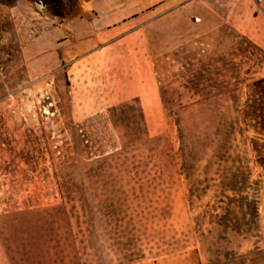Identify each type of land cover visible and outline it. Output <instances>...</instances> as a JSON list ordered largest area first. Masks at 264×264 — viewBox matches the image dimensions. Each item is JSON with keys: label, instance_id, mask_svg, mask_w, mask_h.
<instances>
[{"label": "rangeland", "instance_id": "1", "mask_svg": "<svg viewBox=\"0 0 264 264\" xmlns=\"http://www.w3.org/2000/svg\"><path fill=\"white\" fill-rule=\"evenodd\" d=\"M83 2L0 0V264H264V52L182 14L153 105Z\"/></svg>", "mask_w": 264, "mask_h": 264}, {"label": "crops", "instance_id": "2", "mask_svg": "<svg viewBox=\"0 0 264 264\" xmlns=\"http://www.w3.org/2000/svg\"><path fill=\"white\" fill-rule=\"evenodd\" d=\"M82 9L90 17H80L75 23L77 30L83 23L89 26L91 35L85 40L88 45L104 48L120 43L136 51L130 56V63L146 76L153 105L156 87L150 75L153 64L148 52L173 51L172 47L178 45L170 43L157 47L150 36L168 34L165 31L167 23L182 14L191 16L194 28L210 30L209 25L221 24L264 52V0H85Z\"/></svg>", "mask_w": 264, "mask_h": 264}, {"label": "trees", "instance_id": "3", "mask_svg": "<svg viewBox=\"0 0 264 264\" xmlns=\"http://www.w3.org/2000/svg\"><path fill=\"white\" fill-rule=\"evenodd\" d=\"M42 1H44L46 4H48V2H50V3H58V4H60L61 3V0H42ZM58 15H61V13H58ZM257 84H264V79H262V80H258V81H256V82H254L253 83V85H257Z\"/></svg>", "mask_w": 264, "mask_h": 264}, {"label": "built area", "instance_id": "4", "mask_svg": "<svg viewBox=\"0 0 264 264\" xmlns=\"http://www.w3.org/2000/svg\"><path fill=\"white\" fill-rule=\"evenodd\" d=\"M258 1V0H257Z\"/></svg>", "mask_w": 264, "mask_h": 264}]
</instances>
